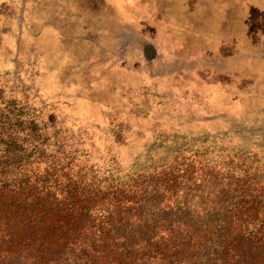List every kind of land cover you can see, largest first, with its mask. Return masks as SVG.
<instances>
[{
	"label": "trees",
	"instance_id": "1",
	"mask_svg": "<svg viewBox=\"0 0 264 264\" xmlns=\"http://www.w3.org/2000/svg\"><path fill=\"white\" fill-rule=\"evenodd\" d=\"M34 98L0 70V264H264L259 134L160 131L124 156Z\"/></svg>",
	"mask_w": 264,
	"mask_h": 264
},
{
	"label": "rangeland",
	"instance_id": "2",
	"mask_svg": "<svg viewBox=\"0 0 264 264\" xmlns=\"http://www.w3.org/2000/svg\"><path fill=\"white\" fill-rule=\"evenodd\" d=\"M0 70L124 156L160 131L263 139L264 0H0Z\"/></svg>",
	"mask_w": 264,
	"mask_h": 264
}]
</instances>
